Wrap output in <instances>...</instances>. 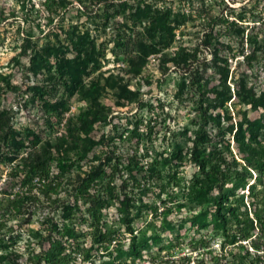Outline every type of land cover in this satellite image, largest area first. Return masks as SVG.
Segmentation results:
<instances>
[{
	"label": "rangeland",
	"instance_id": "rangeland-1",
	"mask_svg": "<svg viewBox=\"0 0 264 264\" xmlns=\"http://www.w3.org/2000/svg\"><path fill=\"white\" fill-rule=\"evenodd\" d=\"M63 1L0 0V109L9 112L22 150L61 136L70 157L51 197L0 231V264H27L37 230L70 216L89 248L74 264H182L187 256V264H234L218 248L220 230L211 229L215 190L211 183L201 190L196 179L209 174L224 204L242 208L264 192L256 163L264 162L263 1L248 2V11L247 0ZM151 5L169 9L172 32L149 31L142 16ZM181 49L191 55L184 65L175 62ZM61 53L73 67L63 76ZM206 77L217 88L204 103L205 173L191 148L201 121L197 82ZM50 101L59 110L52 123ZM95 170L115 172L117 190L132 198L140 255L131 251L121 204L102 210L116 239L92 245L88 203L74 186ZM19 174V158L0 155V190L21 189Z\"/></svg>",
	"mask_w": 264,
	"mask_h": 264
},
{
	"label": "trees",
	"instance_id": "trees-1",
	"mask_svg": "<svg viewBox=\"0 0 264 264\" xmlns=\"http://www.w3.org/2000/svg\"><path fill=\"white\" fill-rule=\"evenodd\" d=\"M96 1L101 2L102 0ZM250 1L252 0H247L243 4L244 11L249 10L247 3ZM262 1L264 3V0ZM60 3L62 4L61 6H64L65 2L60 0ZM143 11L144 16L142 17L147 19L149 23L148 28L152 34L157 32L167 34L173 31L174 27L171 26L168 8L151 5ZM61 54L56 56V58L59 60L58 71L63 76L67 72H72L73 67L72 61L68 56L65 53ZM190 58L191 55L181 49L179 51V58L175 59V62L184 65ZM211 83L213 82L208 77L203 82H200V80L197 82L196 90L199 93L198 112L201 121L191 148V158L198 165L199 169L204 172L206 171V159L201 152L199 143L205 141L203 125L208 120L209 104L204 103L207 101L208 96H211V91L217 88L216 85L212 87ZM47 110L46 121L52 123L59 115L55 102L50 101ZM93 113L91 112V115ZM16 135L17 131L10 121L9 112L0 109V149H2L0 150V155H10L11 158H19V165H21L23 172L22 177L19 174L21 189L13 193L0 190V231L7 225L8 220L21 218L29 214L33 203H42L51 197L60 183H62L60 178L66 171L68 167L67 161L70 159L68 151L64 150L66 147L64 145L65 139L61 136H55L57 141L55 144L51 145L48 139L41 147L35 146L30 150H22L25 145L23 144V140ZM88 140L87 143L89 145L94 144V139L91 136ZM242 146H244V143ZM91 148L92 146H87L84 150ZM23 151L27 152L21 155L20 153ZM78 155L79 157L82 156L80 153ZM53 162L59 168L60 172L58 174H54L51 170ZM256 163L260 164L261 168L264 169V162L257 159ZM105 173L106 175L102 176L98 170L93 171V173L89 171L87 176L80 177L77 185L74 186L76 196L83 198L88 203L87 211L91 227L89 234L92 245L94 243L107 245L116 239L115 230L108 224L107 218H104L106 213L102 210L108 205L112 208L116 204H121L124 220L127 221L125 228L132 235L131 251L135 256L140 255L136 244V235L133 234L134 228L129 222L132 198L128 196L126 191L121 190L120 192L117 190L118 185L114 182L116 178L115 172L106 171ZM205 176L207 177L206 181H202L200 178H197L196 181L200 185L201 190L210 188V183L211 190H215L214 208L211 214V229H217L221 232L218 248L221 252L228 251L227 253L236 259L234 264H264V192L257 190L258 198L250 200V202H244L246 208L240 207V204H235V202L224 204V196L215 185V180H210L209 174H205ZM262 182L264 185V179ZM118 208L115 207V210ZM74 219L70 216L69 222H64L62 225L49 222L47 227L37 230V246L29 248L27 264H74L77 254L81 255L84 253L86 255L89 248L87 249L83 246L80 241V237L86 235V233L81 232L74 226ZM199 220L205 221V218H199ZM9 229L13 230L11 227ZM209 246V241L203 245V247ZM0 247H3V245L0 244ZM198 248L197 244L193 246L194 250ZM210 249L211 251L214 249L212 248V243ZM19 250L20 248H17L16 251ZM239 253L242 254L239 255ZM184 259L182 264H187L190 256ZM200 262L198 261L197 264H200Z\"/></svg>",
	"mask_w": 264,
	"mask_h": 264
}]
</instances>
